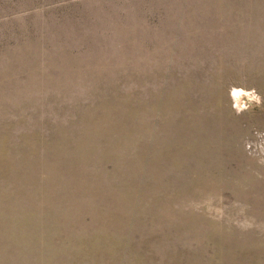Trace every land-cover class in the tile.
Returning a JSON list of instances; mask_svg holds the SVG:
<instances>
[{
	"label": "rangeland",
	"instance_id": "374dc122",
	"mask_svg": "<svg viewBox=\"0 0 264 264\" xmlns=\"http://www.w3.org/2000/svg\"><path fill=\"white\" fill-rule=\"evenodd\" d=\"M0 264H264V0H0Z\"/></svg>",
	"mask_w": 264,
	"mask_h": 264
}]
</instances>
